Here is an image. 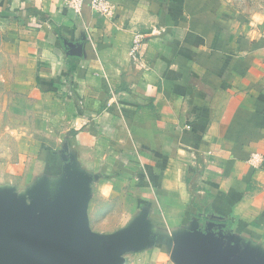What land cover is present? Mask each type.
Returning <instances> with one entry per match:
<instances>
[{
    "label": "crops",
    "instance_id": "crops-1",
    "mask_svg": "<svg viewBox=\"0 0 264 264\" xmlns=\"http://www.w3.org/2000/svg\"><path fill=\"white\" fill-rule=\"evenodd\" d=\"M106 1L0 0L33 163L20 201L0 152V205L60 243L74 225L101 264H264V25L225 0ZM0 264L42 261L4 240Z\"/></svg>",
    "mask_w": 264,
    "mask_h": 264
},
{
    "label": "rangeland",
    "instance_id": "rangeland-1",
    "mask_svg": "<svg viewBox=\"0 0 264 264\" xmlns=\"http://www.w3.org/2000/svg\"><path fill=\"white\" fill-rule=\"evenodd\" d=\"M228 1V4L234 9L237 10L241 15H243L248 20H254L257 26L264 25V0H225ZM251 16H254L255 19H251ZM259 21V22H258ZM264 37V36H263ZM13 59V52L0 47V152L4 153L5 157L9 156V158L14 160V172H12L13 177L8 179V185L14 187L15 190L18 189L20 191L19 194H16L17 197L21 201V186H22V178L21 171L19 170L21 166L25 168L29 166L33 169L32 165L28 164L23 157L17 156V152H12V150H19L22 146L18 145V142H22L23 139L26 141H30V132L31 130L28 128L25 117L19 113L18 106L15 105L14 112H10L7 108V101H9L8 97L3 96V91L7 89L8 84L11 80L4 81L7 78V74L10 71L9 62ZM13 68V67H12ZM10 76V75H9ZM16 103V102H15ZM9 111V113H8ZM7 125H11L12 129H7ZM14 128V129H13ZM14 139V140H13ZM14 143H11V141ZM10 141V142H9ZM14 155V156H13ZM2 156V157H4ZM20 167V168H19ZM28 168V167H27ZM79 256L84 258L85 260L93 259L96 264H101L97 258L90 256L89 253L82 248L79 251ZM140 254L130 253L127 254L126 261L124 264H148L149 259H144ZM147 262V263H146ZM93 263V261H91ZM45 264V263H44ZM104 264H118L114 260L104 263Z\"/></svg>",
    "mask_w": 264,
    "mask_h": 264
},
{
    "label": "water",
    "instance_id": "water-1",
    "mask_svg": "<svg viewBox=\"0 0 264 264\" xmlns=\"http://www.w3.org/2000/svg\"><path fill=\"white\" fill-rule=\"evenodd\" d=\"M13 203L5 199L0 205V241L7 240L16 248L32 253L42 261V264H96L93 259L87 261L80 257L79 252L73 249L75 244L73 240L76 237L74 225L69 243H60L50 235L24 223L11 211V214L7 213L13 208ZM207 218L221 219L212 215H207Z\"/></svg>",
    "mask_w": 264,
    "mask_h": 264
},
{
    "label": "built area",
    "instance_id": "built-area-1",
    "mask_svg": "<svg viewBox=\"0 0 264 264\" xmlns=\"http://www.w3.org/2000/svg\"><path fill=\"white\" fill-rule=\"evenodd\" d=\"M63 6L70 11H75L79 13L81 11L84 0H62ZM89 7L93 12L98 14H106L110 11V5L106 0H90ZM143 37L141 34H136L132 40V50L131 54H136L142 46ZM252 159L256 163L259 160V156L254 154Z\"/></svg>",
    "mask_w": 264,
    "mask_h": 264
},
{
    "label": "trees",
    "instance_id": "trees-1",
    "mask_svg": "<svg viewBox=\"0 0 264 264\" xmlns=\"http://www.w3.org/2000/svg\"><path fill=\"white\" fill-rule=\"evenodd\" d=\"M83 127H80V128H78V129H71L69 132H68V135H73V134H75L76 132H77V130H79V129H82Z\"/></svg>",
    "mask_w": 264,
    "mask_h": 264
}]
</instances>
